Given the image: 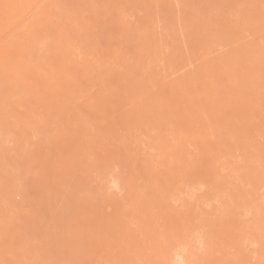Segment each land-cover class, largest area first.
<instances>
[{"label":"rangeland","instance_id":"374dc122","mask_svg":"<svg viewBox=\"0 0 264 264\" xmlns=\"http://www.w3.org/2000/svg\"><path fill=\"white\" fill-rule=\"evenodd\" d=\"M9 2L0 264H263L264 0Z\"/></svg>","mask_w":264,"mask_h":264},{"label":"bare ground","instance_id":"6f19581e","mask_svg":"<svg viewBox=\"0 0 264 264\" xmlns=\"http://www.w3.org/2000/svg\"><path fill=\"white\" fill-rule=\"evenodd\" d=\"M17 1L18 0H11V2H9V6H13V8H14V6H15V4L17 3ZM52 3V2H51ZM1 7V6H0ZM50 7V6H49ZM16 13L17 14H19V10H17L16 11ZM5 14H8V13H5L2 9L0 10V17L2 16L3 17V19H4V17H5ZM36 15H38V13L36 14ZM38 16H40V14L38 15ZM43 18V17H42ZM38 19V18H37ZM40 20V19H39ZM2 19L0 18V28L3 30V26H2ZM36 20H35V18H34V22H35ZM43 21V20H42ZM34 22H32V23H34ZM37 22H38V20H37ZM45 24H47L45 21H43ZM42 22V23H43ZM17 23V22H16ZM12 24H14V23H12ZM19 24V23H18ZM44 24V25H45ZM16 25V27H17V24H15ZM15 25H13V28H14V26ZM43 25V26H44ZM48 25V24H47ZM46 25V26H47ZM41 27H42V25H41ZM12 28V29H13ZM36 28V27H35ZM18 29H19V27H18ZM26 29V28H25ZM14 30H16V29H14ZM22 30V29H21ZM2 31L0 30V33H1ZM6 32V31H5ZM15 33L17 32V31H14ZM21 33L23 32V31H20ZM20 32H18L17 34H15V33H13V34H15V35H13V36H11V37H9V39H7V40H5L3 37H4V35H3V37L2 36H0V81L3 79V75H2V73H1V70L3 69V66H6V63L7 62H9L10 61V59H14V58H18L19 57V55L17 56H15V54L17 53V54H19L20 52L19 51H21L20 50V43H21V45L23 46V44L24 43H22V42H20V35H21V33ZM33 32H35V31H33ZM45 32V31H44ZM3 34H4V31L2 32ZM37 33H39V35H40V31L39 32H37ZM33 34V33H32ZM10 35H12L11 33H10ZM9 35V36H10ZM23 35V34H22ZM34 35V34H33ZM41 35L42 36H44V34L43 33H41ZM27 36V35H26ZM25 36V37H26ZM41 36V37H42ZM5 38H8V37H5ZM51 38V37H50ZM23 42H25V41H23ZM22 49V48H21ZM14 57H13V56ZM13 57V58H10V57ZM10 58V59H9ZM9 59V60H8ZM0 86H1V83H0ZM2 87V86H1ZM229 235V234H228ZM242 237H243V234L241 233V234H237V235H229L228 236V238H226L228 241V243H227V245H229L228 246V248L227 247H225V248H227V252L225 253V250H224V252L223 253H225V258H226V261H227V259L228 260H231V261H229L228 263H232V260H234L235 261V257L237 256V255H240L241 254V240H242ZM223 240H224V238H223ZM242 241H244V237H243V240ZM221 242V241H220ZM220 242H219V244H220ZM223 242V241H222ZM225 242H223V244H224ZM241 244V245H240ZM222 245V244H221ZM263 245V244H262ZM224 246H225V244H224ZM222 248H224L223 246H221ZM242 248H244V246L242 247ZM221 250V249H220ZM229 250V251H228ZM231 250H232V252H231ZM259 251V250H258ZM231 252V253H230ZM218 254V253H217ZM254 254H255V251H254ZM257 254V253H256ZM254 257H256V256H254ZM222 259V258H221ZM264 259V258H263ZM262 261V260H261ZM261 261H258L259 263L258 264H260V262ZM220 263H223V261L221 262L220 261ZM230 263V264H231ZM224 264H225V262H224ZM257 264V263H256ZM262 264V263H261ZM263 264H264V262H263Z\"/></svg>","mask_w":264,"mask_h":264}]
</instances>
